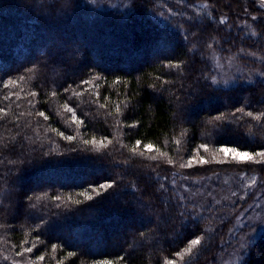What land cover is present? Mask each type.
<instances>
[{
  "label": "trees",
  "instance_id": "obj_1",
  "mask_svg": "<svg viewBox=\"0 0 264 264\" xmlns=\"http://www.w3.org/2000/svg\"><path fill=\"white\" fill-rule=\"evenodd\" d=\"M0 109V264H223L233 243L264 264V233L237 250L236 204L187 188L264 179L217 152L264 150V0H0Z\"/></svg>",
  "mask_w": 264,
  "mask_h": 264
},
{
  "label": "rangeland",
  "instance_id": "obj_2",
  "mask_svg": "<svg viewBox=\"0 0 264 264\" xmlns=\"http://www.w3.org/2000/svg\"><path fill=\"white\" fill-rule=\"evenodd\" d=\"M228 64L229 63H225V67L222 69L220 76L226 82H233L240 72L234 64L230 65L229 68ZM222 155L225 159H231L230 156L226 158L223 153ZM233 174L227 172L203 175L191 181L194 182L195 185L198 184L196 185L197 187L189 186L187 188L190 192H193L194 195L196 194L194 196L195 200L197 199V201L199 200L201 203L203 202V204L211 203V200L217 201V203L218 201H222L228 205L236 204L235 208L239 210V213L235 221V229L241 230L243 227L245 228V230L241 231L242 235L237 244V250L240 253L243 240L254 241L264 233V179L253 178L249 175L248 177L247 175ZM242 187L243 193H239ZM217 190L221 191V193H217ZM224 191H226V193H224ZM251 193H253V196H250ZM239 194L241 197L238 196ZM248 226L250 227L247 228ZM231 245L234 249H230L229 252L223 256V264H234L237 260L235 245L234 243Z\"/></svg>",
  "mask_w": 264,
  "mask_h": 264
},
{
  "label": "snow or ice",
  "instance_id": "obj_3",
  "mask_svg": "<svg viewBox=\"0 0 264 264\" xmlns=\"http://www.w3.org/2000/svg\"><path fill=\"white\" fill-rule=\"evenodd\" d=\"M223 22H224V20H221V23H223ZM169 66H178V65L170 64ZM82 83H85V82L82 81ZM65 108H66V110L68 112H72L73 111L67 105H65ZM3 111H4L3 109H0V112H3ZM39 115L44 117L45 119L48 118L45 115L44 112H40ZM222 115L223 114H221V116ZM248 115L251 116L252 114L248 113ZM219 119H221L220 116L213 117V118H211L209 123H211L212 120H219ZM72 121L74 123H76V124L81 123L79 120H77L75 114H73V116H72ZM55 131H56V129H53V132H55ZM58 134L63 136V138L65 140H68V141H72L74 139V137L71 136V135L65 136L63 132H60ZM91 143H93V141H89V140H85L84 141L85 145H88V144H91ZM99 143H100L101 147H106V145H104L102 141L99 142ZM136 143H137V146L140 145V141H137ZM144 148L146 150H148V151H152L153 150V145L145 144ZM200 148L203 149L204 151H208V145L207 144H201ZM73 151H76V149H73ZM132 151L135 152L136 149L133 148ZM217 152L223 153L226 158L230 156L233 161H236L238 163L254 161V157L255 156H258V157L261 158L260 162H264V150L257 151L255 154H253L250 151H240V150H238L237 147H223L222 146V147L217 148ZM153 159H155V157H153ZM194 161H195V158L189 159L187 164H181V167H191ZM195 162L199 163V164H207V163H209V161L207 159H205V157L203 155H200L199 156V160L195 161ZM168 163L171 164L172 161H169ZM115 183H116V181H114V180L113 181H105L104 183L99 184L98 187H93V185L89 184L88 189H85L84 191L80 192L78 195L82 196L84 198V200H92L94 197H93V195H89L88 194L89 191L94 193L96 196H99L102 193H104L106 190L111 189L114 186ZM54 199L61 200V197L60 196H56V197H54ZM72 202L75 203V204L83 203L82 200H73ZM200 244H201V236L200 235H195L194 238L190 239V247H189L188 251H191L192 248H194L195 246L200 245ZM53 247H55V246H53ZM24 251L28 252V253H31L33 251V249L31 247H29V248H25ZM16 255L20 256V255H22V253L21 252H17ZM69 255H72V253H70ZM39 259L43 260L44 257L41 256V257H39ZM99 264H112V261L111 260H104V261H100ZM168 264H173V262L171 260H169Z\"/></svg>",
  "mask_w": 264,
  "mask_h": 264
}]
</instances>
